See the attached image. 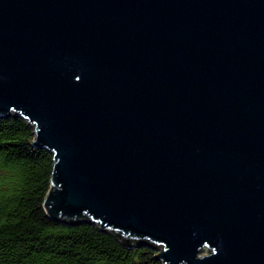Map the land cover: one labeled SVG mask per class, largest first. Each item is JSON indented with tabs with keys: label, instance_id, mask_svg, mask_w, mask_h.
<instances>
[{
	"label": "water",
	"instance_id": "1",
	"mask_svg": "<svg viewBox=\"0 0 264 264\" xmlns=\"http://www.w3.org/2000/svg\"><path fill=\"white\" fill-rule=\"evenodd\" d=\"M9 116L52 155V219L264 264V0H0Z\"/></svg>",
	"mask_w": 264,
	"mask_h": 264
},
{
	"label": "trees",
	"instance_id": "2",
	"mask_svg": "<svg viewBox=\"0 0 264 264\" xmlns=\"http://www.w3.org/2000/svg\"><path fill=\"white\" fill-rule=\"evenodd\" d=\"M52 155L21 117H0V264H163L153 247L127 246L89 222L44 210Z\"/></svg>",
	"mask_w": 264,
	"mask_h": 264
},
{
	"label": "rangeland",
	"instance_id": "3",
	"mask_svg": "<svg viewBox=\"0 0 264 264\" xmlns=\"http://www.w3.org/2000/svg\"><path fill=\"white\" fill-rule=\"evenodd\" d=\"M160 251H161V248L156 249V252H157V253H159ZM205 254H207V251H206V250L203 251V252H201V253H200V256H203V255H205Z\"/></svg>",
	"mask_w": 264,
	"mask_h": 264
}]
</instances>
